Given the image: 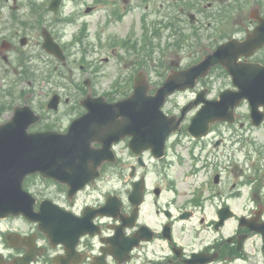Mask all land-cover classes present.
<instances>
[{"label": "flooded vegetation", "instance_id": "flooded-vegetation-1", "mask_svg": "<svg viewBox=\"0 0 264 264\" xmlns=\"http://www.w3.org/2000/svg\"><path fill=\"white\" fill-rule=\"evenodd\" d=\"M68 1H75V10H67ZM95 15H98L96 22ZM86 18L93 19L98 27L126 18L145 29L150 24L173 27L180 50H189L184 53L189 54L194 63L230 40L244 41L254 31L264 41V0H0V82L7 84V89L23 82L27 75L36 82L39 79L45 84L52 82L53 72L65 68L70 49L75 45V37L65 44L62 33L56 29L63 25L87 24ZM199 33L200 41L191 49L189 40ZM96 36V49L91 45L78 49L82 56L88 53L89 58L86 65H79L84 78L76 81L70 75L71 81L66 86L74 89L59 100L56 114L62 117L61 121L64 118L68 121L60 131H66L69 123L85 112L81 105L85 96H102L96 91L100 71L95 68L96 60H91L92 52L97 48L102 50L101 35L97 32ZM104 37L106 43L108 39ZM49 39L59 46L64 60L46 52L44 44ZM103 47L112 54L115 40ZM24 58L40 59L44 66L36 61L37 65L33 62L30 69L33 71L27 70ZM109 59L105 57L102 61L107 63ZM238 62L264 66V44L251 56H240ZM221 69L216 66L210 71ZM38 70L40 75H36ZM224 74L222 83L210 77L199 84V89L207 91V98L218 96L219 93L209 96L214 88L232 89L231 78ZM27 84L30 86L33 82ZM109 84L111 88L118 86L115 81ZM125 89L131 90L132 82ZM199 89L194 97L200 93ZM104 98L108 102L118 100L112 93ZM9 100L10 97L5 96L4 102L9 103ZM48 101L40 100L34 106L41 113V120L44 119L42 114H53L47 108ZM7 109L5 113L10 111ZM248 122L249 116L241 115L233 124L219 123L211 128L208 136L191 140L204 151L211 144L213 150H209V154L215 161L214 166L221 168L227 164L228 167L229 160L240 154L238 150L229 151V129L235 125L251 128ZM259 128H264V115ZM128 141L126 138L112 143L110 149L116 162L110 161L113 156L106 159L96 170L98 175L89 178L87 184L73 194L69 195L67 185L52 180H46L50 184L44 192L33 188L38 201L48 199L64 210V243H54L39 231L36 223L21 217L0 219V264H264V224L261 225L264 221V171L260 155L252 158L250 152L242 153L243 164L235 161L228 174L231 182H224L220 173H216L219 176L218 183L214 184L216 192L205 194L196 185L184 186L170 178L158 177V169H168L171 165L164 162L167 153L157 160L146 151L142 156L149 161H143L142 165L137 163V157L129 152ZM99 147L101 144H93V148ZM125 151L130 154L123 159L120 156ZM133 158L136 164L127 163ZM193 164L195 176L205 175L211 168L203 151L193 153ZM93 173L89 172L88 176ZM139 181L143 183V200L135 211L129 195ZM102 184L121 187L104 191ZM108 197L115 198L118 207L102 214L98 209L106 204ZM229 199L238 202L240 212L232 220H221ZM231 222L234 225H230ZM26 257L30 259L27 263Z\"/></svg>", "mask_w": 264, "mask_h": 264}, {"label": "water", "instance_id": "water-1", "mask_svg": "<svg viewBox=\"0 0 264 264\" xmlns=\"http://www.w3.org/2000/svg\"><path fill=\"white\" fill-rule=\"evenodd\" d=\"M254 37L242 45L223 46L188 70L173 73L154 96H147V84L137 77L133 93L124 100L115 104L86 100L87 113L73 121L66 134L50 131L28 134L27 128L38 121L39 116L28 106L16 107L11 119L0 125V217L21 214L31 221L40 220L42 214L33 212L34 199L22 188L24 177L36 172L58 181L75 177V174L81 176L87 163L96 166L105 155V148L91 149L92 142H103L107 138L117 141L132 136L130 146L135 153L150 146L153 148V145L160 150L165 138L177 130L190 108L188 105L182 110L180 119L166 117L160 111L166 96L176 89L193 87L197 78L204 77L217 64L229 70L239 91L222 92L220 100L206 102L188 126L191 135L200 136L215 120L230 119L232 109L242 98L249 99L253 109L264 105V93L257 89L255 94L249 93L253 89L241 84V80L253 74V70L235 67L239 56L250 53L263 41ZM47 48L52 50L49 46ZM244 48L248 50L243 51ZM56 98L53 96L49 107L55 108ZM45 203L41 204L40 212L47 210L43 208Z\"/></svg>", "mask_w": 264, "mask_h": 264}, {"label": "rangeland", "instance_id": "rangeland-1", "mask_svg": "<svg viewBox=\"0 0 264 264\" xmlns=\"http://www.w3.org/2000/svg\"><path fill=\"white\" fill-rule=\"evenodd\" d=\"M74 2L68 1L66 4L67 10L70 8L71 10L73 9ZM75 8L73 10H75ZM97 18L98 15H95V22ZM86 20L87 24L79 23L69 26L63 25L56 29L60 30V34L62 33L61 37L65 41V44L71 43L73 37H75V41L73 42L75 45L70 49L71 56L68 59L66 67L57 69L53 72L52 82L50 81L49 84H45V81L41 79L36 82L34 77L33 80V78L30 77L31 75H27L26 78L22 79L23 82H20L14 88H11L12 91H10L11 89L6 88L7 84L4 85L3 82H0V114H2L0 115V122L6 120L10 115L9 111L6 113L4 111L7 107L10 109L14 107L15 104H31L32 100V104L37 105L40 103V100L49 99V97L53 95L52 93L57 90L62 95H64V93H66L68 90H72L66 86V83L70 80V75L72 79L81 81L84 76L83 73H80L79 65L87 62V59L89 58L88 53L82 56L79 50L83 49L82 46L86 47L87 45H91L92 49H96L97 36L95 37V35L97 32L101 35L100 44L102 45V50L99 51V48H97L95 52H92V54H94L91 60H96L95 68L99 69L100 71L98 77L100 85L96 89L98 93H115L118 98H121V94L123 91H125L124 88L126 87L124 84H126L132 75L141 69H144L148 73L151 85L157 87L161 83L160 81L163 79L162 75L169 71V66L171 63L185 66L192 60V58L188 57L189 54H185L189 50H180L181 44L178 43V40L174 39L173 29L169 26H152L150 24L145 29L143 25H139L130 18H126L118 23L101 24L100 27H98L94 23L93 19L86 18ZM144 34L146 37L143 39L142 36ZM104 35L107 36L108 39L106 43H112V41L115 40L116 47L114 48V52H112V54H110L108 50L105 51V48L103 47V45L106 44L104 41ZM206 36L207 34L205 37ZM200 38L201 34L193 35L191 37V40H189L192 44L191 49H193L196 43L200 41ZM78 41H81V43H78ZM201 42L203 44L206 43L205 40H202ZM105 57L108 59L110 57L107 63L102 61V59ZM81 59H83L84 63H80ZM24 60L27 70H30L31 67H33V62L35 63L38 61L41 63V61H39L40 59L24 58ZM31 60L32 62H29ZM100 60L101 62H98ZM35 64L37 65V62ZM40 65L44 66V63H41ZM24 67L25 66L23 65V68ZM218 72L219 71L213 73L211 79L222 83L225 77ZM36 75H40V70H38V74ZM110 81H115L118 84L117 88H111L109 84ZM27 82H33V84L28 86ZM72 93L73 91H71L70 94ZM5 96L6 98L10 97L9 103L4 102ZM192 96L193 95L191 93L186 95L172 96L167 101L163 110L167 113H176L177 108L180 107L187 99L189 100ZM244 112L245 111L243 109L238 110V113ZM58 119V117H55L50 121L45 120L46 122L44 123H46V125L44 127L48 128L53 121L55 122ZM61 122H58L59 128H63L67 124V118H64ZM188 141L189 139L185 137L183 133L171 138L168 143L169 156L167 158L169 162L171 161V165L168 169H158V177L170 178L177 184L182 183L184 186L196 185L199 190L202 189L205 191V194H209L211 193L210 187L213 185L212 173L214 169H210L205 175L198 174L195 176L193 174L191 144H189ZM263 142L264 133L261 135L252 133V135L248 136L246 139V145L260 146L263 145ZM125 153L126 151L123 154L124 158H126ZM194 153L196 152L194 151ZM204 153L205 152H203V154ZM220 171L223 173V181L228 182L229 184L231 182V179L227 175L229 169L226 168ZM47 187V184H38V186L35 187L31 186L32 189H38L42 192H44ZM102 187L103 189H110L111 187L118 189L121 186L119 184H114V186L103 185ZM231 205L234 209L238 210V202H233L232 200Z\"/></svg>", "mask_w": 264, "mask_h": 264}]
</instances>
